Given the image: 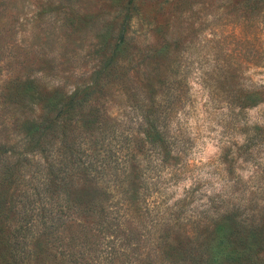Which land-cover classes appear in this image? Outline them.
Returning a JSON list of instances; mask_svg holds the SVG:
<instances>
[{
  "label": "rangeland",
  "instance_id": "374dc122",
  "mask_svg": "<svg viewBox=\"0 0 264 264\" xmlns=\"http://www.w3.org/2000/svg\"><path fill=\"white\" fill-rule=\"evenodd\" d=\"M0 37V95L21 85L39 120L87 99L83 165L62 138L34 152L24 119L3 133L0 264H192L226 216L264 218V0H0ZM52 163L68 164L63 192ZM71 224L96 238L70 243Z\"/></svg>",
  "mask_w": 264,
  "mask_h": 264
},
{
  "label": "trees",
  "instance_id": "16d2710c",
  "mask_svg": "<svg viewBox=\"0 0 264 264\" xmlns=\"http://www.w3.org/2000/svg\"><path fill=\"white\" fill-rule=\"evenodd\" d=\"M124 33H126V28L122 36H124ZM0 43H3L1 39ZM109 59L107 61L109 62L108 64L111 63V59ZM2 60L3 58L0 56V63ZM98 83L97 81L96 84ZM21 88V85L16 84L7 93L0 95V98H5V101H1L0 103V145L4 139L3 133H8L11 130L9 124L24 119L27 129L26 143L27 146H31L34 152L45 154L50 148V142L53 143L62 138L65 142L64 148L73 155L72 166L76 167L77 164L83 165L78 153L75 152V155L73 153L77 144L71 140L72 126H77L78 124L77 120H74L72 116L74 112L84 111L87 106V99L80 98L79 93H75L71 98H65L61 102H51L52 106L46 108L47 111L44 114L43 120H39L34 115V107L38 104L32 99L26 98L27 94L24 91L21 92ZM149 99L143 98L140 104H144L145 106L146 102L150 103L151 100ZM144 108L146 109L141 107V110H135V113L138 115V125H136L154 139V133H158L157 122L147 110V107ZM108 122L116 124L113 119H109ZM87 123H90L93 127H97L101 124V121L93 113V116L88 119ZM68 129L69 132H66ZM68 169V164L57 166L55 163H52L48 165V175L54 181L55 188L61 192L66 187L65 176ZM85 170H88V168H85ZM14 171V168H10L7 173L13 176ZM238 211L226 216L225 221L229 224L227 232L219 234L214 244L203 246L202 249L200 247L197 258L192 260V264H264V218L259 219V224H249V220L243 221L241 219ZM111 226L120 227V224L119 222L116 225L111 223ZM64 231L67 233V239L70 243H92L96 238L91 226L80 224L65 225ZM205 248L208 250L206 256ZM189 251L191 252V248H187V254ZM189 255L193 257L192 252ZM78 258L80 260L79 264H95L86 257L81 256ZM158 261V258H156L155 264H158Z\"/></svg>",
  "mask_w": 264,
  "mask_h": 264
}]
</instances>
